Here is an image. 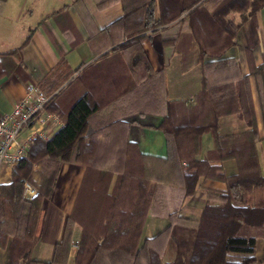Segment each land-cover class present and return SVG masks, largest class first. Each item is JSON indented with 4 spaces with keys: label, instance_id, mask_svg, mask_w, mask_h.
<instances>
[{
    "label": "trees",
    "instance_id": "16d2710c",
    "mask_svg": "<svg viewBox=\"0 0 264 264\" xmlns=\"http://www.w3.org/2000/svg\"><path fill=\"white\" fill-rule=\"evenodd\" d=\"M120 1L123 13L88 38L95 44L91 54L96 60L73 75L61 56L39 83L51 95L47 110L58 114L62 125L47 140L37 137L12 166L10 182L0 183L4 264L32 263L43 196L50 193L63 162L84 168L57 243V249L68 251L74 224L81 226L75 264H94L105 249L136 258L145 251L149 264H264V245L262 254H255L257 239H264V174L256 149V141L264 138V61L255 62L248 43L244 72L234 53L241 30L249 25L257 31L264 0ZM173 22L180 23L179 33L162 44L179 54L183 67L198 64L200 69L191 101L167 84L164 69L153 67L142 44ZM75 85L79 94L63 113L58 100ZM230 114H238L246 129L222 133L220 118ZM152 116L159 121L153 123ZM134 121L163 133L165 157L143 152L130 139ZM206 132L212 146L202 152ZM229 158L237 165L230 174L222 166ZM156 166L172 176H154ZM201 178L223 181L225 188L209 190L198 224L177 223V205L168 213V225L138 247L148 213L162 211L157 203L163 188H177L185 199ZM25 181L37 187L28 198L23 197ZM24 204V230L9 234L2 221L17 219Z\"/></svg>",
    "mask_w": 264,
    "mask_h": 264
},
{
    "label": "crops",
    "instance_id": "0c3cea01",
    "mask_svg": "<svg viewBox=\"0 0 264 264\" xmlns=\"http://www.w3.org/2000/svg\"><path fill=\"white\" fill-rule=\"evenodd\" d=\"M122 13L120 0H0V114L9 110L15 101L24 96L27 82L39 84L61 56H64L68 65L75 70L73 75L91 60H96L91 54L92 46L95 44L91 46L88 38ZM261 15L264 20V8L257 12V31L254 32L251 26H246L239 32L237 45L234 47V53L239 58L244 72L248 71L245 55V46L248 43L252 45L255 62L264 61V39L261 41L262 49L258 47L264 27V22L262 23L260 19ZM30 30L28 40L23 43ZM179 30V22L167 24L145 37L142 44L153 67L164 69L167 84L179 91L178 94H183L179 95L180 97L185 96L191 101L192 88L198 85L200 79L199 65L183 67L179 54L171 46L162 44V39L176 36ZM78 94L75 85L70 94L58 100L61 112L66 111ZM253 100L257 111L258 128L261 129L254 92ZM151 119L153 123L159 121L157 116H152ZM220 124L222 133L246 129V124L241 122L238 114L222 116ZM129 137L138 143L143 152L165 157V138L160 130L134 121L129 125ZM201 141L202 152H205L212 146L211 134L204 133ZM256 149L260 169L264 174V138L256 141ZM222 166L228 174L237 170L233 158L223 160ZM11 170L12 167L1 169L0 183L10 182ZM83 170V166L79 164L63 162L50 193L43 196L44 212L40 232L31 251V264H75L81 226L78 223L74 224L68 251L57 249V243L62 240L65 217L73 206ZM153 170V175L156 177L172 176L157 166ZM224 188L223 181L201 178L193 195L183 199L180 190L165 186L159 194L160 200L157 203V207L162 211L148 213L147 224L139 239L138 247L143 245L146 238H153L168 225V213L177 205L181 206L175 221L183 225L196 226L209 190L216 192ZM211 194L213 197L216 196L215 193ZM25 212L24 204L16 214L17 219L15 217L3 219V229L9 234L22 232L26 224ZM259 242L260 247L257 251ZM263 245L264 239L258 238L255 245L256 255L262 254ZM147 256L145 251L136 258L121 250L105 249L100 252L94 264H149ZM6 257L5 246H0V264L5 263Z\"/></svg>",
    "mask_w": 264,
    "mask_h": 264
},
{
    "label": "built area",
    "instance_id": "2783aa9c",
    "mask_svg": "<svg viewBox=\"0 0 264 264\" xmlns=\"http://www.w3.org/2000/svg\"><path fill=\"white\" fill-rule=\"evenodd\" d=\"M50 96L37 82H27L24 96L0 114V171L26 156L37 137L47 140L62 125L61 118L46 108ZM35 193L36 188L25 181L24 197Z\"/></svg>",
    "mask_w": 264,
    "mask_h": 264
},
{
    "label": "rangeland",
    "instance_id": "374dc122",
    "mask_svg": "<svg viewBox=\"0 0 264 264\" xmlns=\"http://www.w3.org/2000/svg\"><path fill=\"white\" fill-rule=\"evenodd\" d=\"M260 19H261V22L263 23L264 22V20H263V15H261L260 16ZM261 34H262V40L260 39V43H258V47H259V49H262L261 47H262V44L263 43H261V41H263V39H264V27H263V29H262V31H261ZM240 49V48H239ZM171 60H175V58H171ZM263 143V142H262ZM29 182V181H28ZM24 191V190H23ZM23 197H24V194H23ZM24 198H28V197H24ZM259 247H260V242L258 243V248H257V251H259L258 249H259Z\"/></svg>",
    "mask_w": 264,
    "mask_h": 264
}]
</instances>
